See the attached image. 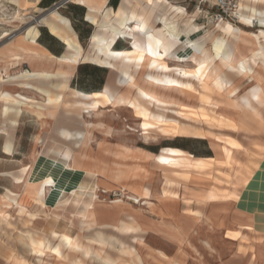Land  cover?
I'll return each mask as SVG.
<instances>
[{
    "label": "crops",
    "instance_id": "crops-1",
    "mask_svg": "<svg viewBox=\"0 0 264 264\" xmlns=\"http://www.w3.org/2000/svg\"><path fill=\"white\" fill-rule=\"evenodd\" d=\"M128 1L129 4H126L125 0H121L115 9L107 6L106 0L105 9L117 10L124 6L137 13L144 10L148 28L152 32L165 35L169 29L180 40L176 41L168 34L165 35L171 51L175 52L179 44L189 49L185 54L175 52L182 58L193 51L186 45V41L205 40L209 35L218 33V38L224 44L222 52H216L212 42L206 41L210 56L204 66L196 70L189 61L169 58L161 60L158 68H151L149 75L181 83L197 92L200 103L198 107L204 110L183 107L178 111L183 115H192L201 122L224 127L232 135L204 131L207 135L200 139H211L222 147L219 150L215 146L213 156L207 157H196L183 148L167 146L162 147L158 153L145 150L154 154L153 158L136 150L139 147H133L126 157L120 159L123 162L118 168V173L122 172L120 177H112L113 172L109 171L99 173L94 167V160L92 163L81 161L70 143L58 141L57 137L43 138L38 134H24V130L28 128L29 116L34 114L29 108L22 105L20 112L9 109L11 100L28 103L35 98L25 95L24 91L13 93L8 83H15L24 90L35 91L41 95L37 89L45 87V80L37 74L50 69L56 59H47L39 54L12 61L13 64L24 60L31 62L32 67L29 70L33 72L27 78L20 77L18 73L14 76L9 74L10 79L4 77L5 82L0 79V208H3V201L22 207L21 220L24 221V227L22 231L19 230L16 240L24 247L28 245L29 250L27 247L26 249L34 256L35 264H54L46 261L45 257H52L57 264H107L103 256L109 255L117 258L116 264H133V257L122 255L117 249L109 247L110 235L132 246L138 257L140 256L141 264H209L207 259L214 260L215 264H225L222 258L231 260L233 256H237L238 244L248 240L257 251V264H264V25L259 24L260 28L256 31H246L240 26L250 27V19L264 18V0H241L240 25L235 24L231 30L218 31L215 24L213 30L193 38L189 36L199 31L198 26L193 24L195 19H182L188 15L190 0H139V3L135 0ZM172 2L175 4H170ZM131 21L128 24L134 28L137 25L136 20ZM95 26L101 34H107L105 38L112 33L109 26ZM194 26L197 28L193 29ZM38 27L35 29L36 41L41 35ZM44 27L48 30L45 25ZM71 28L68 44L48 30L64 46L60 55L55 56L57 52L47 42H37L35 48L52 54L54 58H77L79 64L85 62L82 58L87 55L72 25ZM242 32L252 35V43L241 41ZM118 40H122V37ZM131 41L124 38V42L128 44L125 50L133 48ZM221 56L229 60L230 65L223 67L207 87L202 86L200 78L206 77L219 63ZM11 65L7 60L0 61V67ZM4 74L5 72H0L1 76ZM128 77L139 80L140 68L132 73L130 67L127 77L119 69L114 82H106L97 91L106 90L111 92V96L129 92L135 104H139L145 112L155 110L152 105L149 110L142 106V99L145 98L136 89L128 88ZM54 80H51L52 83L56 82ZM55 89L57 88L54 87L52 91L57 92ZM93 92L95 91L82 93L93 99ZM205 106L216 110L215 113L218 114L215 117L219 118L220 123L212 121L213 115L206 111ZM128 110L138 121V129L150 131H145V134L151 135L154 131L165 138L182 136L176 132L178 123H172L175 127L170 128L141 115L135 116L136 109ZM14 114L16 116L13 117ZM44 116L38 119H43ZM160 126L163 128L159 132ZM19 130L21 133L18 138ZM6 146H9V151H4ZM71 163L72 166L69 167ZM153 163L157 164L155 170ZM158 165L180 170L173 172L177 176H163ZM216 165L221 168L211 175L209 170ZM179 175L182 177H178ZM28 182L42 183L34 198ZM117 188H122L121 198H117L121 201L111 202L114 199L106 202L104 197H108ZM128 194L138 195L142 203L126 199L125 195ZM91 208L95 221H82ZM8 212L11 217L13 214L18 217L13 206L6 208L0 213V224L12 225ZM30 213L33 214L32 217H29ZM127 215L134 218L137 230L121 232L111 228L119 226L122 222L120 220L127 219ZM99 233L101 241L92 240ZM63 235L75 238L83 247L89 248L91 254L86 255L83 249L72 250L64 245L60 248L61 253L66 254V260L50 253L51 248L60 243ZM20 236L25 241H21ZM2 245L3 242L0 241V247ZM95 253L103 255L102 258ZM17 261L19 264H34L22 257Z\"/></svg>",
    "mask_w": 264,
    "mask_h": 264
},
{
    "label": "rangeland",
    "instance_id": "rangeland-1",
    "mask_svg": "<svg viewBox=\"0 0 264 264\" xmlns=\"http://www.w3.org/2000/svg\"><path fill=\"white\" fill-rule=\"evenodd\" d=\"M208 1L212 2L214 0H208ZM173 2L170 4H175ZM114 3H116V5H114ZM120 3L121 0H108L107 6L116 9ZM243 3L245 4V1ZM177 4L178 3H176V5ZM196 4H197V0H190L189 7L187 9L188 15H185L182 18L183 20L188 18L195 19V21H193V24L197 25L199 28V31L190 35L189 38L191 37L193 38L200 34H203L205 31L213 30L216 24L211 19L199 18L200 16L198 13H196L197 11L196 10H195L196 12L194 11V6H196ZM50 10H56L60 15L62 16L64 15V17L66 16V18H69L74 31L78 35L84 53L88 57L95 56V49L93 48L92 37L95 36L99 40H101L105 38L107 34H101L99 29L97 30L96 26L92 24V22L88 18H86L88 9L85 6L78 3H74L70 0H39V1L0 0V61L7 60V62L11 64L12 61H10L8 58L9 55L8 53L10 52V50H13L17 45L22 46L23 43L20 41L21 37L24 34L32 30H35L38 27V25H39L38 29L41 32L40 39H42V41L44 42L49 43L54 48V50L57 52L56 56L60 55L64 51L63 44L58 39L51 36L48 32L49 29L47 30L44 27L45 24L43 23L42 18L48 15V12ZM98 17L100 18L99 15ZM230 22L233 24L240 25L239 23H235L232 21ZM240 26L246 31H256L258 28H260L258 27L259 26L258 22L254 23V26L252 27L245 25L243 26L240 25ZM216 28L218 30L219 26H216ZM95 29L96 31L93 33ZM214 35L215 34L209 35L207 39L201 41L200 45L202 47L207 48L205 42L208 40L211 41V38ZM124 38L130 39L129 31H127L125 36L122 37V40H118L116 42L114 48L117 49L128 48V44L124 42ZM37 42H39L38 39ZM188 50L189 49L187 47H185L182 44H179L175 52L177 54H185L188 52ZM112 62L115 65V66L113 65L112 69L106 68L105 66H103V64L91 59H88L77 66L75 65L74 67L69 66L68 64L60 65L58 61L52 62L50 68L51 71L62 68L65 71H67L69 74L68 85L70 87L64 92H62L64 96V102L66 103L47 105L44 103V98H42L43 96L39 95L37 92L24 90L16 86L15 83L12 82L8 83L9 85H11L13 93H22V91H24L25 95L35 98L34 99L36 101L35 104L36 105L41 104L40 105L41 108L46 113L43 119H38V117H36L34 114L31 113L29 116V122L27 126L28 128L24 130V134L25 133H29L30 135L38 134L43 138L57 137L58 141L67 142L59 135L58 132L59 128L64 127V128L72 129V131L85 129V131L88 132V140L82 143L81 146L73 145L72 142H67V143H71V145L75 147V150L81 161L83 162L91 161L92 163V160H94L93 164L97 172L99 173H103L105 171H107V173L108 171L113 172L111 176L114 178H117L118 176L120 177V175H122V172L118 173V168L123 164V162L120 161V159L128 155V152H126L124 149L125 146H128L129 148L139 147L140 150L142 151L147 150L152 153H158L162 147L173 146V147L183 148L184 150L190 152L196 157L213 156V154L215 153L214 152L215 146L218 147L219 150L221 149L220 145L218 143H214L211 139H200L202 138V136L194 135L190 133L189 134L178 133L179 135L182 136H178L175 138H165L153 131L151 135L147 133L149 135L148 136L147 134H145V131L148 132L149 130L138 129L137 128L138 121L126 108H122L119 110L109 106V107L101 108L100 109L101 112L99 111L100 113L93 114L95 117L93 115H90L89 117L85 114L84 115L81 114L80 116L79 109L75 108L73 106V103L76 100L78 101L81 100L83 103H88V102L91 103L92 101L91 96L90 97L86 96L82 92L97 91L101 89L106 82L113 83L117 71L119 69L122 71V73L125 71L129 72L130 67H132V73L137 72L139 70V67H135L132 64L123 62L121 59L113 60ZM171 64L173 63L171 62ZM193 66L196 69H199V67H201L197 65H193ZM30 67H32V63L28 62L27 60H24L19 62L18 64L12 63V65L8 67L2 66L0 67V72L1 73L7 72L10 75H16L18 73H21L23 69H29ZM3 68L6 71L5 70L1 71V69ZM144 72L145 70L142 69L141 77L139 78V80L141 81L137 80L142 87L148 88L150 90H155L159 94H163L167 97L174 98L175 100H178L182 104L191 107H197L198 105H200L198 101L199 95L194 94L192 92H188V91L179 92L176 90L165 91L158 88L156 89L149 87L143 81L142 77L144 76ZM146 74L147 75L150 74L149 70L147 71ZM230 76L233 77L232 74ZM49 83L50 82L45 81L43 84H45V88L52 89L51 87L52 84L50 83L49 85ZM130 89L133 90L134 88H130ZM121 94L125 96H131V93L129 92L121 93ZM151 105L152 104H150V102H148L147 99H142L143 107L145 106L149 110L151 108ZM180 108L183 107H174L172 109L170 108L168 110H163V111L157 110V112L162 113L170 120L168 124L166 123H160V124H165L166 126H168L169 124L172 125V123H178V126L180 124H184L185 126H189L190 128H196L201 130L204 129V131H210L213 134L232 135V133L224 127H219L215 124H208L205 122H201L199 121V119H197L192 115L181 114L178 111V109ZM205 109L213 116H216L218 114L215 113L216 110L212 107L205 106ZM201 110L204 109L202 108ZM153 111L155 112V110ZM99 114L100 116H97ZM14 116L16 115L14 114L13 117ZM184 116H188L189 118L187 117L184 118ZM144 117H146V119L152 122H155L147 116ZM160 128L163 127L162 126L159 127L158 130L159 132H160ZM20 133L21 131L19 130L17 133L18 138L20 136ZM148 137L149 139L146 140ZM150 137L152 140L150 139ZM152 167L153 170H155L157 164L153 163ZM158 167L161 169L163 176H167V175L177 176L173 172L176 170H180L179 168H173L164 165H158ZM220 168L221 167H218V165H216L212 167L209 170V172L211 173V175H213L216 172V170ZM178 177H182V176L179 175ZM27 185L32 194V197L34 198L36 196L35 191L37 184L28 182ZM121 189L122 188H117L116 190L110 192V195L108 197L107 196L104 197L106 202L114 199L115 200L111 202L121 201L120 199H117V198H121L122 195ZM126 196L127 195H125V197ZM102 198L103 197H101V199ZM2 203H3V208H0V212H3L4 209L6 208L12 206L14 207V205L10 202L3 201ZM129 217L130 215H127V219L124 220H129ZM82 221H86L85 216L83 217ZM10 222L12 223V225L10 226H5L4 224H0V241L3 242V245L0 247V264H19L17 260L18 258L21 257L35 264L34 256L31 255L28 252V250L16 240L19 230L24 227V221L21 220V217H17L15 214H13V217L10 218ZM237 250H238L237 256H233L231 260H228V258L223 257L222 262H224L225 264H257L258 263L256 259L257 256H255L257 251L255 247H253L251 241L248 240H243V242L241 241L238 244ZM64 255L66 254L61 253V256L56 255V257L66 260L67 258H64ZM45 260L57 264V261L52 257H45ZM207 262L209 264H215L214 260L211 259H207Z\"/></svg>",
    "mask_w": 264,
    "mask_h": 264
},
{
    "label": "bare ground",
    "instance_id": "bare-ground-1",
    "mask_svg": "<svg viewBox=\"0 0 264 264\" xmlns=\"http://www.w3.org/2000/svg\"><path fill=\"white\" fill-rule=\"evenodd\" d=\"M70 1L87 7L89 12L87 13L86 17L94 25H97L99 28H105V27L109 26V27H111L110 30L112 31V33L107 38H103L101 40H99L95 36L92 37V44H93V48L95 49V56L94 57L84 56L82 58V61H86L88 59H91V60H94V61H97V62L103 64V66H105V67L112 69L113 65H114L112 61L117 60V59H121L123 62H127L129 64H132L135 67H139L140 70L144 69L145 72H144V76L142 77L143 81L151 88H156V89L158 88V89L165 90V91L166 90H176L179 92L188 91V92H192V93L198 95L197 92H195L191 89H188L187 87L183 86L181 83L172 82L169 80H164V79H161L158 77H152L149 74L147 75L146 73L148 70H150L153 67L158 68V63L161 60L169 59V58H176L179 61H186V62L189 61L193 65H197V66H204L205 64H207V61L209 59L210 49L202 47L200 45L201 41H203V40L186 41V45L190 46L193 49V51L187 57L182 58L179 55H177L175 52L170 50L169 45L166 43L167 41H166L165 35L168 34L169 36L173 37L176 41H180V40L178 38H175L172 35V31L169 29L166 31L165 35H158V34H155L154 32H152L148 28L149 24L145 19L144 10H142L141 13H137L135 10H132V9L127 10L124 6H120L117 10H112L111 8L105 9L106 0H70ZM135 2L139 3V0H135ZM125 3L129 4V1L125 0ZM245 5H246V3H245ZM248 7H249V5H248ZM150 11H151V9H150ZM98 15L100 16V18L98 17ZM240 18H241V13L239 15V19ZM131 20H136L137 25L134 28L130 27L128 24ZM250 20H251V23H253V19H250ZM255 20H257V22L259 24L264 25V18H259V20L258 19H255ZM42 21L48 27L51 34H53L54 36L58 37L59 39H61L62 41L66 42L68 44L69 35H70V32L72 31L70 21L68 18L60 15L56 10H50L48 12V15H46L42 18ZM162 21H164V20H162ZM163 23L165 26H167L165 22H163ZM216 26H219L218 31L223 30V29L229 31L232 29L233 26H235V24L231 23L230 21L223 20V21L217 22ZM224 27H227V28H224ZM195 28H197V27L194 26L193 29H195ZM127 31L130 32V39L132 40L131 43H132L133 48L129 49V50H125V49L124 50H118V49L116 50L113 47L114 43L117 41V39L119 37H124ZM72 33H74V32H72ZM226 35H228V34H226ZM35 36H36V30L30 31V32L24 34L20 39V41L23 43V45L22 46L17 45L13 50H10V52L8 53L9 54L8 55L9 60L10 61H16V60H19L20 58L26 57L27 55L38 56L39 54H43L45 56V58H47V59H56V61H58L60 65L68 64L69 66L74 67L75 65L79 64L77 58H68V57H56V58H54V56L52 54L38 51L35 48V46L37 45V41L35 40ZM251 37H252L251 34H249L247 32H242L241 41L243 43H247V42L252 43ZM211 42H212V47L216 52H222V48H223L224 44H223V40L218 38V33L215 34L214 36H212ZM257 45H259V44H257ZM81 57H82V55H81ZM234 61H236V59ZM229 65H230L229 60H227L224 56H221L219 63L206 75V77L200 78V81H201L200 83L202 84V86L207 87V85L219 75L221 69L223 67H227ZM32 73L33 72L29 69H23L21 71V73H19V76L23 77V78H27L29 76H32L33 75ZM123 74L127 77L129 75V72L125 71L122 73V75ZM37 75L42 80H45L46 82H50L54 87L57 88V89H55V90H57V92L52 91V89L54 87L51 90L48 88H45V87H39L37 89L39 91V93L43 96L42 98H44L45 104L51 105V104L66 103V102H64V96H63L62 92H64L65 90H67L69 88V85H68L69 74L67 71H65L62 68L56 69L53 71H51L50 69H46V70L40 71ZM4 77H6V79H10V75L7 72H5V74L3 76L0 75V79L2 81H5ZM53 79L56 80L55 83L54 82L52 83L51 80H53ZM50 83H49V85H50ZM126 85L128 86V88L136 89L138 91V93H140L142 95L143 98L147 99L148 102H150L152 104V106L155 108V112L154 111L145 112L143 109H141V107H139V104H137V105L135 104L134 99L131 96H125L121 93H119L115 96H111V94H110L111 92L109 93L106 90H100V91L93 92L92 93L93 99H92L91 103H89V102L83 103L81 100L80 101L76 100L73 103V106L75 108L79 109L80 116H81V114H83V115L85 114L89 117H90V115L100 113L101 112L100 109L102 107H105V106H108V107L110 106L112 108L119 109V110L122 108H127V109L132 108V109H136V111H137L135 116H139V115H141L143 117L147 116L157 123H166V124H168V122L170 121L169 118L166 117L165 115H163L162 113L157 112V110L163 111V110H168L170 108L172 109L174 107H188V108H192V109H196V108L202 109L201 107H198V106L197 107H191V106L182 104L181 102H179L178 100H175L174 98H170V97H167L163 94H159L155 90H150L148 88L142 87L138 83L137 80L136 81L132 80L130 77H128V79L126 80ZM229 92H230V90L227 91V93H229ZM0 99H1V97H0ZM35 103H36V101L34 99L29 101L28 103H23V102H21V100L14 99V100H11L9 109H10V111L20 112L21 106L24 105L25 107L29 108L37 117L42 118L46 113L41 108L40 102H39L40 105H36ZM97 116H100V114ZM185 117L189 118L188 116H184V118ZM221 117L223 118V116H221ZM212 121L216 122V123H220L219 118H217L215 116H212ZM224 122H225V120H224ZM227 123H229V122H227ZM168 126L170 128L171 127L174 128V126H172L170 124ZM228 127H229V125H228ZM58 132H59V135L64 140H66L67 142H72L73 145H76V146H81L82 143H84L86 140H88V132L85 131V129L72 131V129L62 127V128H59ZM176 132L181 133V134H189L190 133V134L199 135L202 137H206V135H207L204 132V129L201 130V129H196V128H190L189 126H185L184 124H180L179 126L177 125ZM148 139H149V137L146 140H148ZM9 146H6L4 151H9ZM220 148H222V147H220ZM124 149L128 153L130 151H132V149L129 148L128 146H125ZM136 150L140 151L143 155H146L147 157H153V158L155 157L154 154H151L149 152L142 151L140 149H136ZM71 166L72 165H70L69 167H71ZM34 184H36V183H34ZM41 187H42V183L40 182L37 184V187H36V191H35L36 196L38 195ZM142 195H144V193ZM126 199L132 200L135 203H142L138 195H130L129 194L126 196ZM10 203H12V202H10ZM89 203L91 204V202H89ZM12 204H14V211L17 213L18 217H21L22 207L17 205L16 203H12ZM89 206H92V205H89ZM84 211H85V209H84ZM0 213H2V212H0ZM28 215H29V217L33 216L32 213H30ZM8 216L11 217V214L8 213ZM84 216H85L86 221H94V219H93L94 218L93 217L94 212H93L92 208L89 211H87V213ZM120 221H122V222L120 223L119 226H112L111 228H114V229L119 230L121 232L134 231V230L138 229V227L135 226V224L133 222L135 220L132 216L129 217V220L121 219ZM124 221H130V222H124ZM20 231H22V229ZM98 235H99L98 237L95 236V238H93L92 240H94V241L99 240V242H100L101 241V234L99 233ZM19 239L21 241H25V238L23 236H20ZM61 245H64L65 247L70 248L72 250L83 249V251L86 255L91 254V251L89 250V248L83 247L81 244H79L75 240V238H72L69 235H63L61 237L60 243L58 245H54L51 248L50 253L55 254L57 256H61V248H60ZM108 245L111 249H117L119 251V253L122 255L133 257L134 258L133 264H141L140 258H139L140 256L138 257L136 250L133 247L128 246L125 243H123L122 241H120L117 237L110 235L109 240H108ZM25 246L27 247L28 245H25ZM27 249H28V247H27ZM95 255L99 258H102V256H103V255H100L97 253H95ZM103 259H104V262L107 264H116L117 263V258L115 259V258L111 257L110 255L109 256H103ZM124 259H126V258H124Z\"/></svg>",
    "mask_w": 264,
    "mask_h": 264
},
{
    "label": "built area",
    "instance_id": "built-area-1",
    "mask_svg": "<svg viewBox=\"0 0 264 264\" xmlns=\"http://www.w3.org/2000/svg\"><path fill=\"white\" fill-rule=\"evenodd\" d=\"M240 4L241 0H197L195 9L202 19H211L215 23L223 20L239 23ZM256 22L257 20L253 19L251 27Z\"/></svg>",
    "mask_w": 264,
    "mask_h": 264
},
{
    "label": "trees",
    "instance_id": "trees-1",
    "mask_svg": "<svg viewBox=\"0 0 264 264\" xmlns=\"http://www.w3.org/2000/svg\"><path fill=\"white\" fill-rule=\"evenodd\" d=\"M42 2V1H41ZM42 4V3H41ZM114 5H116V3H114ZM52 36V35H51ZM40 37H41V35L39 36V38H38V40H39V42L40 43H46V42H44V41H42V39H40Z\"/></svg>",
    "mask_w": 264,
    "mask_h": 264
}]
</instances>
